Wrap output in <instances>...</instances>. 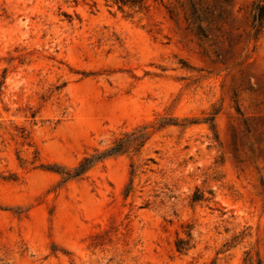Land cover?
<instances>
[{
  "label": "rangeland",
  "instance_id": "rangeland-1",
  "mask_svg": "<svg viewBox=\"0 0 264 264\" xmlns=\"http://www.w3.org/2000/svg\"><path fill=\"white\" fill-rule=\"evenodd\" d=\"M264 0H0V264H264Z\"/></svg>",
  "mask_w": 264,
  "mask_h": 264
},
{
  "label": "trees",
  "instance_id": "trees-1",
  "mask_svg": "<svg viewBox=\"0 0 264 264\" xmlns=\"http://www.w3.org/2000/svg\"><path fill=\"white\" fill-rule=\"evenodd\" d=\"M114 3L122 5H131L141 7L144 4V0H112ZM264 19V3L256 4L254 13L252 15L253 27L257 31L261 26L262 20Z\"/></svg>",
  "mask_w": 264,
  "mask_h": 264
}]
</instances>
